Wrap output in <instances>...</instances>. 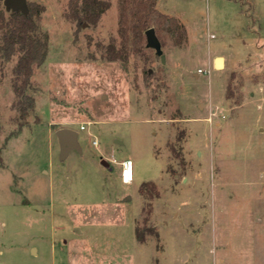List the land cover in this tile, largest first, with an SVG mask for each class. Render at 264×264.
Wrapping results in <instances>:
<instances>
[{
	"label": "rangeland",
	"instance_id": "374dc122",
	"mask_svg": "<svg viewBox=\"0 0 264 264\" xmlns=\"http://www.w3.org/2000/svg\"><path fill=\"white\" fill-rule=\"evenodd\" d=\"M27 1L49 46L27 125L0 59V264H264V0H159L179 25L149 27L164 63L125 0L81 26L69 0Z\"/></svg>",
	"mask_w": 264,
	"mask_h": 264
},
{
	"label": "trees",
	"instance_id": "16d2710c",
	"mask_svg": "<svg viewBox=\"0 0 264 264\" xmlns=\"http://www.w3.org/2000/svg\"><path fill=\"white\" fill-rule=\"evenodd\" d=\"M125 1L130 3V9L129 21L126 19L124 22L132 34L136 49L152 23L157 22L158 27L166 25L171 31L179 29L175 19L159 11V0ZM2 2L0 0V59L3 63H14L11 70V86L15 95L13 106L18 112L20 126H23L27 125L26 119L35 112L36 107L34 97L28 93L33 72L44 63L48 53L49 37L41 31L39 25L45 7L33 2L28 3L27 15L22 12L7 13ZM68 6L66 17L69 20L80 26L83 23L96 25L109 9L110 3L105 0H69ZM107 52L111 60L121 58V52L116 51L114 45ZM139 191L141 194L154 192L153 195H159L154 183H143ZM135 235L139 243L146 242V237L138 226Z\"/></svg>",
	"mask_w": 264,
	"mask_h": 264
},
{
	"label": "water",
	"instance_id": "95a60500",
	"mask_svg": "<svg viewBox=\"0 0 264 264\" xmlns=\"http://www.w3.org/2000/svg\"><path fill=\"white\" fill-rule=\"evenodd\" d=\"M3 6L7 13L10 12H22L28 14V1L27 0H3ZM147 39V47L154 49L157 55L160 56L162 63L165 61V56L162 53L161 43L153 28L148 29L145 32ZM57 136L62 148V157H65L69 151L73 149H79L77 143V132L73 129L62 128L57 131ZM102 165L109 168V163L102 160Z\"/></svg>",
	"mask_w": 264,
	"mask_h": 264
},
{
	"label": "built area",
	"instance_id": "2783aa9c",
	"mask_svg": "<svg viewBox=\"0 0 264 264\" xmlns=\"http://www.w3.org/2000/svg\"><path fill=\"white\" fill-rule=\"evenodd\" d=\"M201 72V70H200ZM212 121V118L210 119ZM81 130H86V127L82 125L80 127ZM94 145H98L97 141L93 142ZM133 169H134V163L132 160H125L121 162V181L123 184L130 185L134 181V175H133Z\"/></svg>",
	"mask_w": 264,
	"mask_h": 264
},
{
	"label": "bare ground",
	"instance_id": "6f19581e",
	"mask_svg": "<svg viewBox=\"0 0 264 264\" xmlns=\"http://www.w3.org/2000/svg\"><path fill=\"white\" fill-rule=\"evenodd\" d=\"M215 63H216V68L217 69H223V67H224V61H223L222 58L216 59Z\"/></svg>",
	"mask_w": 264,
	"mask_h": 264
},
{
	"label": "crops",
	"instance_id": "0c3cea01",
	"mask_svg": "<svg viewBox=\"0 0 264 264\" xmlns=\"http://www.w3.org/2000/svg\"><path fill=\"white\" fill-rule=\"evenodd\" d=\"M216 58H222L223 61H224V66H225V58L222 55H217L216 57L214 56V58H213L214 61H215Z\"/></svg>",
	"mask_w": 264,
	"mask_h": 264
}]
</instances>
